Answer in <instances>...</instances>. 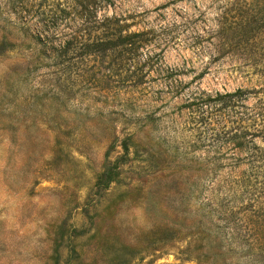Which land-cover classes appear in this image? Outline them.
<instances>
[{
  "label": "rangeland",
  "instance_id": "374dc122",
  "mask_svg": "<svg viewBox=\"0 0 264 264\" xmlns=\"http://www.w3.org/2000/svg\"><path fill=\"white\" fill-rule=\"evenodd\" d=\"M95 2L0 0V264H264V0Z\"/></svg>",
  "mask_w": 264,
  "mask_h": 264
},
{
  "label": "trees",
  "instance_id": "16d2710c",
  "mask_svg": "<svg viewBox=\"0 0 264 264\" xmlns=\"http://www.w3.org/2000/svg\"><path fill=\"white\" fill-rule=\"evenodd\" d=\"M81 1V6L80 9L82 11H84V13L86 15L89 16V18H87V22L86 24V28L87 29H91V28H95L97 26H101L103 27V32H109L106 35L102 36V37H94L92 38L89 42H87L86 40L88 39H84L82 42L77 43L76 42V36H77V32L76 35L69 37V39H67L64 42V45L59 48L58 50H56V53L59 56H63L66 54V51L72 47H76L77 48V53L79 55V50L83 55H94L96 57L105 55L106 53L109 52H114L116 50L119 51V53H123L124 54V49L123 46L126 45L128 47H130V43H128V40L130 38V36H120V32L119 30H117L116 28H111L110 29V22L111 19H104L102 21H95V19L92 18V11L93 8H91V11L88 9V5L90 3H92V5H95V0H80ZM113 24V23H112ZM129 51V50H127ZM238 93H234L231 95H225L224 97H234L237 96Z\"/></svg>",
  "mask_w": 264,
  "mask_h": 264
}]
</instances>
